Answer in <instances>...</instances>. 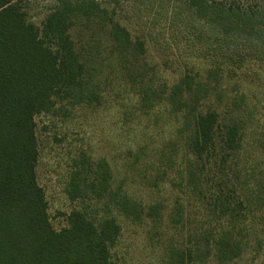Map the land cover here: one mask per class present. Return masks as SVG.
<instances>
[{
  "label": "rangeland",
  "instance_id": "rangeland-1",
  "mask_svg": "<svg viewBox=\"0 0 264 264\" xmlns=\"http://www.w3.org/2000/svg\"><path fill=\"white\" fill-rule=\"evenodd\" d=\"M27 1L28 16L35 23L56 2ZM105 1L108 10L115 9L111 20L140 38L144 52L140 60L121 53L120 64L113 58L114 72H122L114 77L123 78L114 81L113 88L108 84L97 89L99 101L94 95L96 105L89 109L88 82L96 63L90 51H81L77 82L59 94L66 116L59 112L36 117L40 151L36 177L45 192L52 227L65 226L67 214L82 206L87 219L96 223L104 213L115 211L121 194L135 198L141 213L139 220L121 223L111 249L113 264H194V256L195 264H222L215 258L219 233L196 229L199 221L217 218L230 224L228 237L241 243L239 257L225 264H264V42L228 39L230 44L215 47L217 54L226 55H213L212 38L199 37L198 32L194 37V19L182 0ZM102 19H78L71 37L86 47L89 42L81 36L95 29L91 45L103 51L101 31L107 21ZM260 38L264 40V33ZM126 69H131L129 76ZM184 69L203 77L207 70L217 72L222 98L212 94L194 102V93L182 90L179 96L189 100L183 107L174 95L177 89H171ZM151 73L148 98L141 84L150 83ZM168 96H173L176 107H167ZM206 110L217 112L219 129L213 146L197 155L186 136L193 115ZM228 123L239 129L235 150L221 141V126ZM77 148L105 157L114 170L107 187L88 192L83 205L70 201L63 191L67 159ZM235 168L240 169L239 176Z\"/></svg>",
  "mask_w": 264,
  "mask_h": 264
},
{
  "label": "trees",
  "instance_id": "trees-1",
  "mask_svg": "<svg viewBox=\"0 0 264 264\" xmlns=\"http://www.w3.org/2000/svg\"><path fill=\"white\" fill-rule=\"evenodd\" d=\"M55 1L39 23H35L28 16L27 0H0V264H113L111 249L120 235L121 223L139 220L140 205L135 198L118 194V189L114 212L104 213L93 223L87 219L84 206L74 208L66 216V225L54 229L45 192L36 177L40 153L36 117L58 116L61 112L59 94L77 82V60L81 51L86 54L90 51L96 63L88 82L89 109H92L96 105L93 99L96 90L108 84L113 88V82L123 78L114 77V73L122 72H114L113 58L120 64L121 53L128 52L140 60L144 44L140 38H133L125 25L111 20L115 9L108 10L105 0ZM182 1L194 19V37L198 32L199 37L212 38L213 55H226L217 54L215 47L228 39L264 42L260 38L264 33V0ZM177 13L182 18L180 12ZM84 17L107 21L101 31L104 53L91 45L95 29L82 34L89 42L86 47L82 44V49L81 43L71 37L70 31H76L78 19ZM141 61L147 65L146 60ZM124 71L129 76L131 69ZM182 73L171 91L177 89L174 95L183 107H188L189 100L185 95L179 96L182 90L194 93L190 94L194 102L212 94L217 99L222 98L217 72L207 70L205 77L198 71L192 75L184 69ZM153 76L151 73L150 83L145 80L141 84L144 97L150 98ZM95 97L98 102L99 96ZM172 99L173 96L166 98L167 107H176ZM61 113L66 116L65 112ZM217 115L215 110H206L191 118L186 138L193 142L197 155L213 146L219 129ZM221 128L223 145L231 150L238 148L237 124L228 123ZM113 171L101 155L95 156L82 148L70 150L64 194L70 201L83 205L88 192L107 187ZM234 171L239 176L240 169ZM207 220L198 222L197 233L204 228L219 233L216 260L222 264L235 261L241 246L228 237L230 224L219 218ZM197 261L198 257L194 256V264Z\"/></svg>",
  "mask_w": 264,
  "mask_h": 264
}]
</instances>
